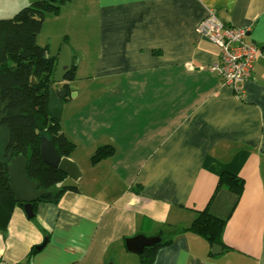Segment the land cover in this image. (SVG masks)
Segmentation results:
<instances>
[{
    "label": "crops",
    "instance_id": "1",
    "mask_svg": "<svg viewBox=\"0 0 264 264\" xmlns=\"http://www.w3.org/2000/svg\"><path fill=\"white\" fill-rule=\"evenodd\" d=\"M34 1L0 0V19ZM69 4L90 11L100 35L93 66L83 47L72 48L76 93L61 117L81 170L64 183L78 190L40 203L32 218L18 205L0 231V264H145L126 244L140 234L173 239L151 264H264V0ZM211 11L249 28L247 40L261 50L242 96L212 69L220 48L197 31ZM86 68L93 72L83 75ZM106 144L116 153L92 164ZM239 152L248 153L244 191L224 229L228 247L213 254L206 238L182 229L210 202L217 166ZM232 202L223 189L212 209L224 216Z\"/></svg>",
    "mask_w": 264,
    "mask_h": 264
},
{
    "label": "trees",
    "instance_id": "2",
    "mask_svg": "<svg viewBox=\"0 0 264 264\" xmlns=\"http://www.w3.org/2000/svg\"><path fill=\"white\" fill-rule=\"evenodd\" d=\"M65 0H37L21 8L13 17L0 19V127L7 130L8 141L0 155V231H6L18 202L8 171V162L19 154L28 157L27 174L38 189L46 193L33 203L35 215L40 203H58L75 185H66L67 174L60 168L45 162L41 155L43 137L50 139L58 154L70 157L76 143L64 132L61 119L49 113L50 88L54 85L56 56L49 55V46L37 43L47 13L58 14ZM68 36L65 37L66 41ZM76 65L66 75V81L75 79ZM35 77L36 83L32 82ZM70 95L69 83L65 84ZM67 96L64 98L66 99ZM116 148L106 144L99 146L91 158L92 164L113 156ZM247 152H239L234 159L217 166L218 184L208 205L198 212L192 224L182 230L193 231L207 239L209 244L227 249L223 233L227 221L239 203L245 181L240 169ZM226 189L233 202L224 216L217 215L213 202ZM34 215V216H35ZM172 237L161 236V241L146 247L140 254L145 264L154 262L159 248L172 242ZM38 250L33 248L29 261Z\"/></svg>",
    "mask_w": 264,
    "mask_h": 264
},
{
    "label": "water",
    "instance_id": "3",
    "mask_svg": "<svg viewBox=\"0 0 264 264\" xmlns=\"http://www.w3.org/2000/svg\"><path fill=\"white\" fill-rule=\"evenodd\" d=\"M73 65L72 48L67 42H64L59 55L56 58V68L54 73V83L60 85L57 88L54 85L51 86L49 97V113L52 117L59 120L62 117L64 98L68 94V90L64 85L68 81H66L65 78L71 71ZM32 82L36 83L35 77L32 78ZM41 155L45 162L60 168L72 179L76 180L81 176L79 165L70 157L58 154L53 142L47 137H43L42 139ZM28 161V157L24 154H19L8 162V171L11 179V186L17 201L23 203L27 216L32 218L35 215L33 203L38 201L46 193V190L38 189L36 183L28 177ZM47 241L48 239L37 248L40 249L45 246ZM160 241V236L147 237L144 234H140L127 238L126 244L129 250L141 253L146 247L153 246ZM220 252H222V246L214 244L212 246V253L218 254Z\"/></svg>",
    "mask_w": 264,
    "mask_h": 264
},
{
    "label": "built area",
    "instance_id": "4",
    "mask_svg": "<svg viewBox=\"0 0 264 264\" xmlns=\"http://www.w3.org/2000/svg\"><path fill=\"white\" fill-rule=\"evenodd\" d=\"M197 31L220 48V59L212 69L238 96L253 76L261 50L247 40L249 28L228 23L211 11L197 25Z\"/></svg>",
    "mask_w": 264,
    "mask_h": 264
},
{
    "label": "rangeland",
    "instance_id": "5",
    "mask_svg": "<svg viewBox=\"0 0 264 264\" xmlns=\"http://www.w3.org/2000/svg\"><path fill=\"white\" fill-rule=\"evenodd\" d=\"M61 6L62 11L60 9L58 14H46L43 29L38 35L37 43L41 46H49L50 56H55L64 42H67L71 48L78 49L83 47V49L87 51L86 53H88V58L90 59L89 64L93 66L98 57L96 46L100 38L97 29V20L92 17L90 11L87 13L86 8L80 9L77 5L73 8L70 7V4L65 7L63 5ZM74 9L80 10L75 11ZM67 35L70 38L64 41ZM85 46H87V48H85ZM84 70L83 75H88L93 72L92 68H86ZM74 93H76V91L72 92L71 95L73 96ZM7 141V130L0 127V155L4 153ZM87 159H89V157L85 156V160Z\"/></svg>",
    "mask_w": 264,
    "mask_h": 264
}]
</instances>
